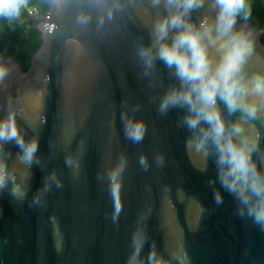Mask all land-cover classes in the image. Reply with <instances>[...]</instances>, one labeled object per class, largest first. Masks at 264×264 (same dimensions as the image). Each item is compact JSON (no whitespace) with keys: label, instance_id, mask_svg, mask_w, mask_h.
<instances>
[{"label":"water","instance_id":"water-1","mask_svg":"<svg viewBox=\"0 0 264 264\" xmlns=\"http://www.w3.org/2000/svg\"><path fill=\"white\" fill-rule=\"evenodd\" d=\"M145 7L135 0L97 29L75 23V5L61 10L52 4L30 68L0 57L9 66L0 82V114L17 110L27 136L39 135L31 166L17 160L14 144L0 150L14 177L0 190V264H125L139 217H146L148 233L142 255L154 242L165 255L182 245L188 264H264V231L237 214L227 192L215 202L216 167L210 158L202 171L204 161L186 152L179 110L156 111L162 88L142 75L136 56L138 44L149 42ZM253 30V66H260L264 30ZM157 69L167 84L166 69L159 62ZM135 105V115L147 123L139 144L126 140L121 121ZM261 132L264 147V127ZM141 153L150 161L146 171L138 164ZM157 154L162 166L153 160ZM69 155L78 167L65 164ZM121 156L122 176L112 169ZM53 171L62 186L34 202ZM12 183L23 185V199L10 193Z\"/></svg>","mask_w":264,"mask_h":264},{"label":"clouds","instance_id":"clouds-1","mask_svg":"<svg viewBox=\"0 0 264 264\" xmlns=\"http://www.w3.org/2000/svg\"><path fill=\"white\" fill-rule=\"evenodd\" d=\"M146 4L145 14L149 42L140 43L136 56L142 75L150 84L159 86L156 111L166 115L179 110L177 126L186 130V152L199 156L206 170L211 158L216 167L213 190L217 204L223 200L222 191L237 203V214L246 217L264 231V147L261 146V127H264V59L253 66L256 51V32L248 25L251 17L249 0H140ZM135 0H54L53 7L64 9L75 5V23L87 27L95 24L102 29L126 11ZM25 0H0V20L11 21L20 15ZM199 12L198 18L193 16ZM157 62L170 78L167 84L160 79ZM9 66L0 62V82ZM139 105L121 113L126 140L139 144L145 136L147 123L137 117ZM42 122H44L42 120ZM14 144L17 160L31 166L37 159L39 135L27 136L18 123V111L6 107L0 114V150ZM153 160L164 163L162 154ZM65 164L78 167L70 155ZM145 171L150 166L147 154L138 157ZM126 157L121 156L112 169L122 176ZM14 179L6 158L0 157V190ZM213 183V181H209ZM60 188L62 181L55 171L50 173L41 189L34 195L39 202L52 186ZM10 193L23 199L22 184L12 183ZM139 217L130 239V253L125 264H188L183 246L165 255L153 242L142 255L148 233Z\"/></svg>","mask_w":264,"mask_h":264},{"label":"trees","instance_id":"trees-1","mask_svg":"<svg viewBox=\"0 0 264 264\" xmlns=\"http://www.w3.org/2000/svg\"><path fill=\"white\" fill-rule=\"evenodd\" d=\"M54 0H27L20 15L11 21L0 20V57H13L26 72L43 43L40 25L46 22ZM251 17L248 24L256 30H264V0H249ZM40 15V19L36 16ZM264 44V33L262 35Z\"/></svg>","mask_w":264,"mask_h":264},{"label":"built area","instance_id":"built-area-1","mask_svg":"<svg viewBox=\"0 0 264 264\" xmlns=\"http://www.w3.org/2000/svg\"><path fill=\"white\" fill-rule=\"evenodd\" d=\"M47 18V16L45 17V19Z\"/></svg>","mask_w":264,"mask_h":264},{"label":"rangeland","instance_id":"rangeland-1","mask_svg":"<svg viewBox=\"0 0 264 264\" xmlns=\"http://www.w3.org/2000/svg\"><path fill=\"white\" fill-rule=\"evenodd\" d=\"M27 0H25V3H26Z\"/></svg>","mask_w":264,"mask_h":264}]
</instances>
